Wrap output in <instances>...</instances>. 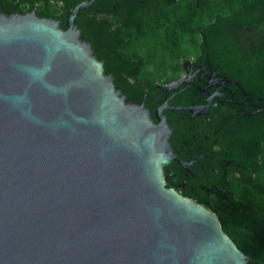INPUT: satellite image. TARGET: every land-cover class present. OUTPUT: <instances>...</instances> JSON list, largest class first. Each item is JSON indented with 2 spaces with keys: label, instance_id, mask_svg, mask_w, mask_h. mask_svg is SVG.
<instances>
[{
  "label": "water",
  "instance_id": "95a60500",
  "mask_svg": "<svg viewBox=\"0 0 264 264\" xmlns=\"http://www.w3.org/2000/svg\"><path fill=\"white\" fill-rule=\"evenodd\" d=\"M9 1L0 0V264H247L207 196L249 210L226 188L236 173L264 197L250 178L264 153V66L237 41L264 2L240 0L198 33L200 56L182 60V80L140 84L143 93L124 81L133 64L115 55L118 28L93 16L137 29L136 15L174 0H61L56 18L46 0Z\"/></svg>",
  "mask_w": 264,
  "mask_h": 264
},
{
  "label": "trees",
  "instance_id": "16d2710c",
  "mask_svg": "<svg viewBox=\"0 0 264 264\" xmlns=\"http://www.w3.org/2000/svg\"><path fill=\"white\" fill-rule=\"evenodd\" d=\"M263 2L242 0L244 6ZM195 5V0H175L172 5H157L152 16L146 13L136 15L137 29L117 30L116 38L123 41L118 44L115 55L133 64L129 70L130 78H124L131 89L137 86L145 93L140 84L161 86L173 82L181 73L182 60L195 62L200 56L201 37L198 33L212 25L214 20L240 11V0H203L198 8H194ZM93 22L111 24L108 32H113V27L119 25L108 16L102 21L93 16ZM238 33L239 45L248 52L258 53L264 66V17L239 27ZM216 151L218 148L214 146L213 152ZM256 161L259 169L252 173L251 182L255 188L264 191V153L257 155ZM232 176L234 178L225 177L232 201L252 210L231 212L230 206L213 196L207 197V206L216 213L221 231L245 256L247 264H264V197L254 194L250 187L236 179V173ZM203 208L209 210L206 206Z\"/></svg>",
  "mask_w": 264,
  "mask_h": 264
},
{
  "label": "flooded vegetation",
  "instance_id": "af4514ba",
  "mask_svg": "<svg viewBox=\"0 0 264 264\" xmlns=\"http://www.w3.org/2000/svg\"><path fill=\"white\" fill-rule=\"evenodd\" d=\"M4 2H5L6 4H9V3H10L9 0H4ZM174 2H175V0L173 1V3H174ZM173 3H172V4H173ZM172 4H171V5H172ZM26 9H27L26 4L17 5V10H18L19 13H23V12H25ZM42 9H43V5H42L41 2L37 1V4H32V10H33V12H35V13H39V12L42 11ZM62 9H63V4H62V1H61V0H46V2H45V13H46L47 15H49L50 17H53V18L58 17V16L62 13ZM94 16L96 17L97 20L102 21V19H103V17H104L105 15H103V14H97V15H94ZM108 17L111 18V20H113V21H118V22H119L118 18H116V17H112V16H108ZM123 28H124V29H123ZM128 28H129V27H121V28H119V25H118V30H119V31H123V30H125V29L128 30ZM113 29H116V27L114 26ZM193 63H194L193 61H188V62H187V64H193ZM183 78H184V71L181 70V73H180L179 77L176 78V79H175L173 82H171V83H175L177 80H182ZM171 83H170V84H171ZM168 85H169V84H168ZM161 86H165V85H161ZM210 149H211V151H213V150H214V146H211ZM161 181H162V178H161ZM170 182H171V183H175L174 180H170ZM162 184H163V186H164L166 189H170V190H172V191H174V192H176V193H179V192H178V189H174V188L168 186V185L165 184L163 181H162ZM211 196H212V195H209V196H207V197H211Z\"/></svg>",
  "mask_w": 264,
  "mask_h": 264
}]
</instances>
